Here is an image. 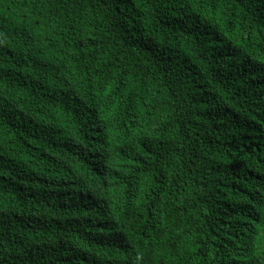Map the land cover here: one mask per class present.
I'll return each mask as SVG.
<instances>
[{"label": "trees", "instance_id": "16d2710c", "mask_svg": "<svg viewBox=\"0 0 264 264\" xmlns=\"http://www.w3.org/2000/svg\"><path fill=\"white\" fill-rule=\"evenodd\" d=\"M0 264H264V0H0Z\"/></svg>", "mask_w": 264, "mask_h": 264}, {"label": "bare ground", "instance_id": "6f19581e", "mask_svg": "<svg viewBox=\"0 0 264 264\" xmlns=\"http://www.w3.org/2000/svg\"><path fill=\"white\" fill-rule=\"evenodd\" d=\"M98 172V171H97Z\"/></svg>", "mask_w": 264, "mask_h": 264}]
</instances>
